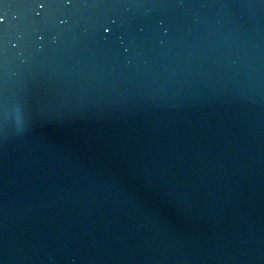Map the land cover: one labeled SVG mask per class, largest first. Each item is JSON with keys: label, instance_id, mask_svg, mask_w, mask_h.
<instances>
[{"label": "water", "instance_id": "95a60500", "mask_svg": "<svg viewBox=\"0 0 264 264\" xmlns=\"http://www.w3.org/2000/svg\"><path fill=\"white\" fill-rule=\"evenodd\" d=\"M0 264H264V0H0Z\"/></svg>", "mask_w": 264, "mask_h": 264}]
</instances>
